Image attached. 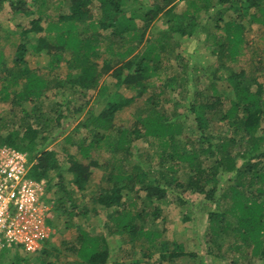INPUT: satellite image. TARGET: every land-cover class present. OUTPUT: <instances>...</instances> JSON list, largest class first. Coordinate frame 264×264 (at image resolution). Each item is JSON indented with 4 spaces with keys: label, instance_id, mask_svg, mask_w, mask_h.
<instances>
[{
    "label": "trees",
    "instance_id": "16d2710c",
    "mask_svg": "<svg viewBox=\"0 0 264 264\" xmlns=\"http://www.w3.org/2000/svg\"><path fill=\"white\" fill-rule=\"evenodd\" d=\"M64 1L68 13L61 14L56 23L43 27L42 20L46 17L43 13H36L29 9L22 0H7L12 15H23L30 20L29 28L17 34L20 43L16 45L11 68L5 65L0 49V79L7 82L0 88V101L21 107L24 116L28 114L26 106L39 100L43 93L53 87V82L55 84L57 82L54 77L44 80L35 71L30 70L26 60L28 55H46L52 58L48 62L50 74L59 69L61 63L65 64L68 71L65 83L61 86L57 82L58 87L65 86L70 93L98 90L97 96L103 97L108 90L106 86L99 85L102 82L104 70L110 68V64L108 61L98 62L100 54L97 46L98 39L84 36V32L78 30L79 26L87 24L88 27L92 26L100 33L111 30L108 39H111L112 44H116L118 38L123 39L122 45L126 48L122 50L119 59H125L133 55L135 49L143 47L142 51L121 63L111 73L112 87L116 89L125 87L132 90L135 95L127 98L114 92L99 113L88 114L85 125L91 129L92 139L89 142L82 140L75 144L79 155L87 163H82L67 154V171L72 176V185L79 191L84 189L90 177L89 170L98 167V162L92 154L99 147L111 149L113 154H118L117 161L125 163L126 166L130 164L127 170L123 169L116 175L110 174L107 177V188L95 198L96 205L107 210L114 209V211L109 215L106 233L103 235L92 236L82 230L78 232L76 242L71 246V252L75 254L78 264H107L110 251L113 250L111 246L116 244L114 239L117 236L124 240L128 238L129 241L139 240L142 257H149L151 252H158L160 258L158 264L167 263L173 258H194V254L186 252L178 243H172L170 245L173 246L172 251L167 252L168 245L160 239L161 232L154 229V226H146L147 217L151 216L153 220L158 217L160 214L158 208L154 207L151 214H148L147 207L153 204V200L164 199L167 189L170 188L203 195L205 201L212 200L217 191L216 176L220 173L233 174L231 185L227 186L232 202L228 212L208 214L207 219L220 217L223 220L228 214L235 221L231 229L234 239L237 240L235 241H239L245 248L252 247V254L256 256L259 253L264 260V146L262 147L264 130L261 127L264 119V100H262L264 76L262 82L258 75L253 73L247 77L244 70L232 71L226 78L230 90L222 94L224 98L233 96L227 111L221 110V95L217 94L214 81H210L205 87L210 92L208 97L201 103L190 106L194 117L193 123L197 129L206 130L215 121L226 122L230 130L245 137L244 160L239 166L236 164V158L227 150L229 141L219 143L216 147L209 145L203 148L201 145L205 142L203 140L198 149L196 145L188 151L185 148L186 143L182 146L176 145L175 137L180 133V129L167 119L171 115L168 116L167 112L161 109L163 102H166L165 88L169 87L172 91L175 81L169 80L162 86L151 87L152 79L155 78L160 63L159 55L165 51V42L169 36L163 35V44L160 41L149 42L148 39H144L146 30L165 9L163 13L169 18L167 23L172 34L190 37L201 28L206 30V38L211 34L217 35V37L212 35L210 37L215 47L212 54H216L223 62L219 70L228 71L227 64L224 62H234L246 46L244 37L246 28L243 22L247 20L250 24L264 25V9L261 8L264 0H218L219 6L224 10L237 14L238 21L229 20L221 27L219 25L221 18L218 17L216 20L212 19L210 28L202 26L197 19L199 13L209 5L207 0H205L207 4H203V9L198 4L201 0H187L190 9L181 14L174 13L177 9V0H158L157 4L147 9L129 6L136 0ZM0 2L2 3L3 0ZM124 8L130 9L129 17L124 13ZM254 9L257 12H254ZM258 13L262 15L263 20L257 16ZM93 18L96 19L95 24ZM135 19L141 20L142 27L133 23ZM85 27L88 29L87 26ZM219 30L221 34L216 33ZM52 33L54 37L49 40L48 37ZM252 69L257 71L256 74L264 70V58H258L255 68ZM253 84L255 90L251 91L250 87ZM136 98L143 101L146 109L137 116L135 128L129 134L128 129L120 127L117 141L108 139L104 141L105 133L113 129L116 114L130 106ZM33 106H36V103ZM36 108L33 107L34 110ZM35 120L41 122L40 116L37 115ZM39 135L40 133L28 124L21 132L12 130L6 136L0 137V148L7 146L26 153L32 164L30 175L37 182L50 181L54 174L61 179L56 152L44 150L45 138H40ZM135 140L146 141L149 144L151 143L148 140L159 142L160 150L155 155L156 164L162 169L166 167V172L162 170L155 172L157 177L150 174L149 170L153 166L148 159V154L137 148L134 152L132 150V143ZM230 141L234 139L230 138ZM211 157H214L213 163L210 166H204L207 159ZM131 159L135 160L131 162ZM177 163L187 165L184 182H179L173 174ZM208 185H211L210 189H207ZM223 195H225L224 198L229 196L226 193ZM117 207L120 208L116 209ZM222 232H224L223 229ZM111 238H113L111 242L108 241ZM64 259L66 258H62ZM62 260L58 264H65L66 261ZM139 263V259L132 262V264Z\"/></svg>",
    "mask_w": 264,
    "mask_h": 264
},
{
    "label": "rangeland",
    "instance_id": "374dc122",
    "mask_svg": "<svg viewBox=\"0 0 264 264\" xmlns=\"http://www.w3.org/2000/svg\"><path fill=\"white\" fill-rule=\"evenodd\" d=\"M22 1L26 3L29 9L36 13L41 12L43 16H46L42 20L43 27L56 23L61 14L68 13L64 0ZM207 1L209 5L197 17L202 26L205 25V27L210 28L212 19L216 20L218 17L222 21L219 22L221 27L229 20L238 21L237 14L224 10L219 6L218 0ZM157 3L158 0H136L129 6L136 9H147L152 8ZM204 3H206L205 0H201L198 4L202 8ZM176 8L174 10L175 14H181L190 9L187 0H177ZM261 8L264 9V5ZM123 10L126 16L129 17L130 9L124 8ZM164 11L165 9L159 13L157 19L146 30L144 39H148L149 42L160 41L163 44V35L167 34L169 36L165 42V51L159 55L160 63L156 76L152 79L151 87L153 88L155 85L162 86L163 83L169 80L175 81L172 91L169 87L165 88L166 102H163L161 109L163 108L168 116L171 115L167 119L180 129V133L175 137L176 145L182 146L183 143H186L185 148L189 151L195 148L196 145H198L196 146V149H198L203 140L205 141L201 144L203 148H207L209 145L216 147L219 143L229 141L227 142V150L236 158V164L239 166L244 160L245 137L230 130L226 122L215 121L206 130L197 129L193 123L194 117L190 111V106L191 104H199L208 97L210 92L205 87L208 86L210 81H214L217 86L216 92L221 95V110L227 111L230 108V101L233 96L224 98L222 94L230 90L226 78L232 71L244 70L247 77L253 73L258 75L257 77L263 82L264 70L256 74L257 71L252 68H255V62L258 58H264V25L260 23L250 24L247 20L243 22L246 28L244 33L246 46L234 62H224L227 64L226 69H228V71H224L219 70L220 66L223 65L222 60L220 61L216 54H212L215 47L212 45L210 37H217V35L211 34L212 36L206 38V30L204 31L201 28L197 29L190 37L172 34L169 23H167L169 18L164 16ZM257 16L260 17V20H263L260 13ZM29 20L23 15H12L7 0L0 2V49L7 68L13 66L12 59L15 48L20 43L17 34L21 30L29 28ZM92 20L95 24L96 19L93 18ZM133 23L138 27L143 25L140 19H135ZM85 26L88 27L87 24L80 25L78 30L83 31L84 36L98 39L97 46L100 53L98 62L108 61L110 64V68L104 70L103 79L99 85L107 87L108 92H105L103 97L97 96L98 90L70 93L65 86L64 88L58 87L57 82L61 86L65 83V76L68 73L65 64L61 63L59 69L50 74L48 62L52 58L46 55H28L26 60L29 69L35 71L44 80L54 77L57 79L56 84L53 82V87L43 93L39 100L26 106L27 116H24L21 107L18 108L9 102L0 101V137L6 136L12 130L21 132L26 125L31 124L40 133L39 137L45 138L44 150H54L56 152V161L61 175V179L54 174V176L52 175L53 179H50V181H39L42 183L43 189L42 203L48 209L46 225L51 229L49 239L41 243V249L35 254L26 253L20 247L0 253V264H40L43 262L58 264L62 258H66L62 260L66 261L65 264H78L79 261L75 254L71 252V246L75 244L78 232L82 230L92 236L103 235L106 233L109 215L114 211V209H104L96 205L94 201L107 188V177L110 174L116 175L123 169L127 170L129 163L126 166L125 163L116 160L118 154H113L111 149L108 150L106 147L98 146L99 148L94 153L92 152L93 157L98 162V167L89 170L90 177H88L84 189L79 191L72 185V176L67 171V154L72 155L82 163H87L79 155L75 144L82 140L89 142L92 139L91 129L85 125L88 114L99 113L114 92L127 98L135 95L132 90L125 87L120 89L112 87L111 73L121 63L142 51L143 47L135 49L133 55L129 57L119 59L122 50L126 48L125 45H122L124 43L123 39L118 38V42L112 44L111 39H108L111 30L100 33L92 26H89L88 29ZM220 30L216 33L221 34ZM53 37L54 33L48 39L52 40ZM221 41L224 43L223 39ZM213 77L219 79L216 80ZM4 84H7L6 80L0 79V88ZM250 90H255L254 84L250 87ZM262 100H264V94ZM35 103L36 106H33ZM32 106L37 108L34 110ZM145 109L146 106L140 98L134 99L130 106L116 114L113 129L105 133L103 140L117 141L120 127L128 129L130 134V131L135 128L137 116ZM37 115L40 116L41 122L35 120ZM261 127L264 130V119ZM263 130L260 131L263 132ZM130 136L132 137V134ZM230 138H233L234 141L231 142ZM207 139H209V142H207ZM148 141L151 144L146 141L135 140L132 143V150L134 152L137 148L148 154V159L151 160L153 166L149 170L150 174L157 177L158 175L154 173L161 170L166 172V167L162 169L156 164L157 158L155 155L160 150L159 142ZM263 146L264 143H262ZM133 160L135 159H131V162ZM213 161L214 157L208 158L204 166H210ZM28 162L27 178L36 181L30 175L32 164L29 157ZM173 174L179 182H184L187 165L177 163ZM232 175L220 173L216 176L217 191L212 200L205 201L203 195L189 191L182 192L178 188H170L167 189L164 199L153 200V204L147 207L148 214H151L154 207L158 208L160 214L154 220L151 216L147 217L146 226H154V229L161 232L162 238L160 239L167 243V252L172 251L173 246H170L172 243H178L182 245L186 252L195 255L191 259L186 257L173 258L163 264H264V260L259 256V253L256 256L252 254V247L245 248V246H241L242 244L239 241L236 242L237 240L234 239L231 232L235 221L228 214L223 220L220 217L207 219L208 214L228 212L232 199L231 194L227 192V186L231 185ZM243 180L245 182V179ZM210 188L211 185H208L207 189ZM225 193L229 196L224 198L225 195L223 194ZM135 210L137 211V207ZM84 211L85 214H83ZM225 222H227V225H225ZM222 229L224 232H222ZM113 238L108 239V241L111 242ZM114 240L116 244L112 243L114 244L111 246L113 250L110 251L107 264H132L133 261L138 259L140 260L139 264H158L160 261L158 252H151L149 257H142L143 254L139 250V240L129 241L128 238L124 240L118 236Z\"/></svg>",
    "mask_w": 264,
    "mask_h": 264
},
{
    "label": "built area",
    "instance_id": "2783aa9c",
    "mask_svg": "<svg viewBox=\"0 0 264 264\" xmlns=\"http://www.w3.org/2000/svg\"><path fill=\"white\" fill-rule=\"evenodd\" d=\"M27 164L26 153L0 148V253L20 247L35 254L51 235L42 183L27 178Z\"/></svg>",
    "mask_w": 264,
    "mask_h": 264
}]
</instances>
